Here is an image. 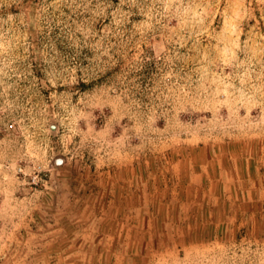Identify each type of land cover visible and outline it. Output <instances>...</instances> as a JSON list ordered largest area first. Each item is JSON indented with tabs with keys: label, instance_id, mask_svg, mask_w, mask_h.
<instances>
[{
	"label": "rangeland",
	"instance_id": "1",
	"mask_svg": "<svg viewBox=\"0 0 264 264\" xmlns=\"http://www.w3.org/2000/svg\"><path fill=\"white\" fill-rule=\"evenodd\" d=\"M0 264H264V0H0Z\"/></svg>",
	"mask_w": 264,
	"mask_h": 264
}]
</instances>
